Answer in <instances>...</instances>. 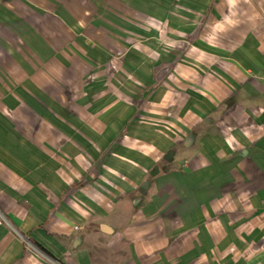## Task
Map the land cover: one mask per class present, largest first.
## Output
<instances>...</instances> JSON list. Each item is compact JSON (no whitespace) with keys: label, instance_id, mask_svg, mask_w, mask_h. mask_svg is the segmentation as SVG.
Segmentation results:
<instances>
[{"label":"crops","instance_id":"crops-1","mask_svg":"<svg viewBox=\"0 0 264 264\" xmlns=\"http://www.w3.org/2000/svg\"><path fill=\"white\" fill-rule=\"evenodd\" d=\"M24 239L264 264V0H0V264H50Z\"/></svg>","mask_w":264,"mask_h":264},{"label":"built area","instance_id":"built-area-1","mask_svg":"<svg viewBox=\"0 0 264 264\" xmlns=\"http://www.w3.org/2000/svg\"><path fill=\"white\" fill-rule=\"evenodd\" d=\"M3 220L5 221V219L3 218ZM19 235V234H18ZM24 242H25V244H26V246L28 247V248H31V249H34V251L35 252H37L39 255H41L48 263H50V264H61V263H59L58 261H56V260H54V259H52V258H50V257H48V256H46V255H44V254H42L40 251H38L30 242H29V240H26V239H24Z\"/></svg>","mask_w":264,"mask_h":264},{"label":"trees","instance_id":"trees-1","mask_svg":"<svg viewBox=\"0 0 264 264\" xmlns=\"http://www.w3.org/2000/svg\"><path fill=\"white\" fill-rule=\"evenodd\" d=\"M29 242L38 250V251H40L42 254H44V255H46V256H48V257H50V258H52L53 259V257L49 254V253H47L42 247H40L38 244H36L34 241H32V240H29Z\"/></svg>","mask_w":264,"mask_h":264}]
</instances>
